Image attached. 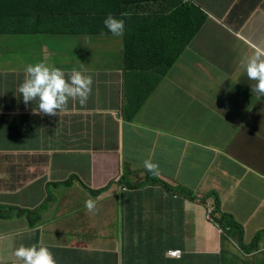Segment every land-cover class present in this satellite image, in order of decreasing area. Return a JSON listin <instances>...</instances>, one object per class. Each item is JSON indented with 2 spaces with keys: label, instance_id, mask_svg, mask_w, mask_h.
<instances>
[{
  "label": "clouds",
  "instance_id": "9594fccd",
  "mask_svg": "<svg viewBox=\"0 0 264 264\" xmlns=\"http://www.w3.org/2000/svg\"><path fill=\"white\" fill-rule=\"evenodd\" d=\"M176 4L173 9H161L162 6L157 5L156 0L150 4L151 14L159 13L164 20L157 51L142 55L140 59L145 57V61L131 69L124 65L123 41L126 30H132L133 26L145 18L147 5L144 2L110 3L108 6L120 5L122 11L118 15L104 16L96 34L0 32V37H13L19 43L11 66L23 79L16 90L21 101L26 106L30 105V113L56 119L54 115L57 112L69 111L72 106L95 105L96 90L107 82L121 97V108L116 115L123 122L131 125L136 121H158L166 131H178L200 113H184L180 105L185 99H195L202 104L194 93L200 77L211 63L206 60L217 41L213 35L198 38L205 29V22H211L210 14H201L200 19L192 21L191 12L201 9L195 1L177 0ZM170 15L176 16L174 24L167 18ZM2 29L0 27V31ZM75 29L84 28L75 26L72 31ZM40 35L53 36L54 44L58 36H81L59 40L64 43H84L78 51H83L85 55L75 60L69 57L59 59L58 50L52 46L48 53L53 54L54 58L48 63L42 60L43 55L39 56L40 48L36 49L40 41L25 38ZM232 37L244 42L241 31H236ZM211 40H215V43L206 46ZM92 43L98 46L95 54L89 48ZM247 46L257 55L243 58L240 66L247 82L254 84V93L264 100V52L251 44ZM171 55L175 59H170ZM113 79L119 80L115 82ZM144 98L148 100L140 104ZM98 103L101 107H110L104 100ZM171 126H176V129ZM143 129L148 130L152 136L163 138V132L158 127ZM68 136L70 144L68 138L60 132L58 156L27 166L22 175V194L16 197L10 209L0 213L4 220L18 222L23 228H33L41 221L45 231L58 225L56 231L60 235L54 234L56 238H63L67 230L62 227H66V219L72 209L82 211L86 207L89 216L104 213L109 217L112 214L126 217L129 213V196H145L147 191H155L160 195L159 201L179 207L180 220H193L190 237L181 244L171 247L166 244L157 250L155 261L173 264H264V229L248 239L245 223L226 210L219 191L201 192L198 187L190 188L180 184L165 177L155 164L148 161L144 162V168H133L127 162L124 136L121 141L116 140L114 149L110 151L104 150L98 135L86 126L69 127ZM220 137L219 131L212 126L195 133L186 132L184 136L177 135L172 139L170 153L181 159L217 145ZM114 157L118 158V163ZM253 160L256 163V156H253ZM99 176H108V180L103 185H93V179L97 180ZM247 179L243 177L240 180L247 200L251 203L264 202V176L253 178L249 184L244 183ZM67 191H72L74 197H66ZM78 192L81 197L77 195ZM64 201L77 202V205L67 207ZM58 203L62 204L63 210L55 213ZM200 205L203 207V216L201 226L198 227L194 220ZM124 228L122 226L119 233L125 232ZM13 255L19 264H56L50 249L44 244H21L14 249ZM119 258L121 264H124L125 257L120 255Z\"/></svg>",
  "mask_w": 264,
  "mask_h": 264
},
{
  "label": "crops",
  "instance_id": "0c3cea01",
  "mask_svg": "<svg viewBox=\"0 0 264 264\" xmlns=\"http://www.w3.org/2000/svg\"><path fill=\"white\" fill-rule=\"evenodd\" d=\"M194 1L201 9L191 12L192 21L210 14L211 22L203 27L215 36L217 45L207 57L206 62L211 63L194 93L203 105L195 99H185L180 105L184 113H200L173 132L163 129L158 121L123 122L116 115L121 97L107 82L96 90L97 103L93 106H72L56 119L30 113V105L26 106L16 91L23 79L11 66L19 43L13 37H0V213L10 209L22 194V175L27 166L58 156L60 132L69 140L68 128L82 125L98 135L105 151L113 150L116 140L124 136L127 162L133 168H144L148 161L180 184L198 187L201 192L219 191L226 210L245 223L248 239L264 229V202L248 201L240 184L243 177L249 184L253 178L264 176V100L254 93V84L247 82L240 66L243 58L257 55L247 44L264 52V0ZM236 31H241L244 42L232 37ZM100 100L110 107H101ZM207 126L219 131L217 145L181 159L171 155L175 136ZM155 127L162 130L163 138L143 129ZM113 159L118 163L117 157ZM107 180L108 176H99L93 179V185H103ZM77 195L81 197L79 192ZM158 197L155 191L129 196L126 217L104 213L89 216L86 207L82 211L72 209L66 227H62L67 230L63 238L55 236L60 235L58 225L45 231L40 221L33 228H23L0 215V264H19L13 251L21 244H44L56 264H121L120 255L125 257L124 264H173L155 261V253L166 244L175 246L189 238L193 220H180L179 207L164 204ZM63 204L72 207L77 202ZM202 208L200 205L194 220L198 227ZM122 226L125 232L119 233Z\"/></svg>",
  "mask_w": 264,
  "mask_h": 264
},
{
  "label": "trees",
  "instance_id": "16d2710c",
  "mask_svg": "<svg viewBox=\"0 0 264 264\" xmlns=\"http://www.w3.org/2000/svg\"><path fill=\"white\" fill-rule=\"evenodd\" d=\"M154 0H0V32L15 34H44L57 32L67 35L96 34L100 30L102 19L107 14L118 15L122 8L108 6L112 2L132 4L144 2L147 5L145 18L127 29L123 41L124 65L127 69L141 64L140 57L157 51L162 15L151 14L150 4ZM177 0H156L162 8H175ZM108 6V8H107ZM160 12H162L160 10ZM164 13V12H162ZM173 24L176 16H168ZM204 19V18H203ZM95 23V24H94ZM80 26L84 29H72ZM128 32V33H127ZM170 59H175L174 55ZM148 100L144 98L140 101ZM140 104H138L140 106ZM59 112L54 115L57 118ZM223 214V213H222ZM225 215V214H223ZM225 217V216H224ZM260 232L259 234H262Z\"/></svg>",
  "mask_w": 264,
  "mask_h": 264
},
{
  "label": "rangeland",
  "instance_id": "374dc122",
  "mask_svg": "<svg viewBox=\"0 0 264 264\" xmlns=\"http://www.w3.org/2000/svg\"><path fill=\"white\" fill-rule=\"evenodd\" d=\"M203 35H209L212 36V34H209L206 29H203L201 31V33L199 34L198 38L200 36ZM264 37V33L261 34ZM59 39L61 38H77V37H81V36H58ZM26 39L32 40V39H37L40 42L36 45V49L40 48L41 53L40 55H43V59L42 60H47V62L49 63L53 58V54H49L48 51L50 50V47H55L56 50H58V55L57 58L62 59L64 57H69L72 58L73 60H75L78 56L82 57L83 55H85V53L83 51H78V49L81 46H84L85 44L82 43L80 44L77 41H70L68 43H64L63 41L57 39V42H55V44L52 42L53 36H49V35H40V36H26ZM215 40H211L208 44V42L206 43V46H211L213 45L215 42ZM87 46V45H86ZM89 48L92 50V52L95 54L98 50V46L95 44H90ZM46 55V58H45ZM66 197H74L73 192L72 191H67L65 193ZM63 210V206L61 203H58L55 207V213H59ZM111 211H113V209H111ZM51 218V217H50Z\"/></svg>",
  "mask_w": 264,
  "mask_h": 264
},
{
  "label": "bare ground",
  "instance_id": "6f19581e",
  "mask_svg": "<svg viewBox=\"0 0 264 264\" xmlns=\"http://www.w3.org/2000/svg\"><path fill=\"white\" fill-rule=\"evenodd\" d=\"M20 34V33H19Z\"/></svg>",
  "mask_w": 264,
  "mask_h": 264
}]
</instances>
